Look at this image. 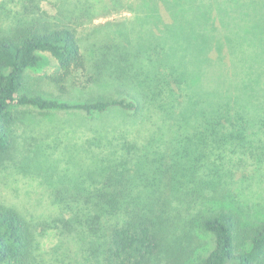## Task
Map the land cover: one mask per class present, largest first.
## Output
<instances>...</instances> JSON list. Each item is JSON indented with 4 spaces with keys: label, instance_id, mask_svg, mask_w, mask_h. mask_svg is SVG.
Returning <instances> with one entry per match:
<instances>
[{
    "label": "rangeland",
    "instance_id": "1",
    "mask_svg": "<svg viewBox=\"0 0 264 264\" xmlns=\"http://www.w3.org/2000/svg\"><path fill=\"white\" fill-rule=\"evenodd\" d=\"M171 2L175 3L177 13L194 16L192 27L171 18L162 0H0V37L17 28L66 26L76 32L87 65L86 74L72 78L67 93L61 94L45 79L56 70V61L49 54H42L38 66L27 70L24 76L23 93L71 104L121 100L130 91L121 86L130 82L128 67L136 77L131 83L139 88L136 93L140 95L141 108L137 115H126L117 108L92 115L81 111L41 112L29 106L13 108L12 149L0 162V204L15 209L31 222L40 264H96L88 241L80 240L82 237L73 233L65 221L64 225L59 222L57 218L62 212L55 203L59 194L67 198L88 195L108 173V166L97 171L94 167L96 143L90 140L96 142V128L108 131L113 141L121 139V146L130 156L127 168L131 173L135 172L139 156L145 158L148 154L147 148L158 147L162 180L155 194L163 200L174 196L178 200L175 208L180 211L173 214L178 225L175 223L171 233L166 230V236H171L165 245L170 252L166 253L168 248L162 252L160 264L196 263L214 248L213 236L199 228L196 218L198 211L214 212L221 203L208 196L211 192L207 185L193 182L189 169L174 175L185 180V188L178 190L176 186L174 192L170 190L168 168L180 154V147L172 150L170 143L174 136L187 138L185 144H191L189 152L194 157L198 152L206 155L212 148L207 138L202 139L203 148L197 142L206 133H195L193 120L202 106L197 96L207 89V71L214 65L208 58L213 52L210 55L209 51L215 48L246 54L244 61L232 64L234 73L240 74L237 78L248 77L257 92L255 96L264 99V67L254 62L256 54H264V0H205L202 5V0ZM169 70L187 81L192 73L202 74L200 84L192 83V93L186 85L180 92L169 77L170 89L178 93L171 96L172 107L166 104L163 94L149 92L156 81L165 83ZM148 82L151 85L146 87ZM180 120L184 123L181 131H176L177 127L172 130V121ZM155 133L154 143L147 144ZM252 138L255 139H248L245 149L231 150L223 143V149L215 150L208 161L215 160L216 167L219 166V175L215 177L218 187L228 189L226 195L234 202L231 208L239 213L241 224L253 231L264 223V162L254 161L260 155L256 154L260 152L258 145L264 142L259 141L263 139L261 133ZM107 151L104 155L111 159L116 152L125 158L119 151ZM204 161L206 158L199 164ZM188 164L191 167L196 163L191 158ZM202 196L206 200L201 206L195 205L194 199L205 198ZM68 217L64 214L62 219L70 220Z\"/></svg>",
    "mask_w": 264,
    "mask_h": 264
},
{
    "label": "trees",
    "instance_id": "2",
    "mask_svg": "<svg viewBox=\"0 0 264 264\" xmlns=\"http://www.w3.org/2000/svg\"><path fill=\"white\" fill-rule=\"evenodd\" d=\"M202 2L201 5L205 4V0ZM162 3L171 18L180 20L186 27L194 25V16L177 13V7L171 0H162ZM157 10L159 11L158 8ZM209 52L210 55L213 52V56L208 58L214 65L207 71H210L206 78L207 89L201 88L204 92L197 96V102L203 107L199 109L198 117L196 119L194 117L193 122H196V126L193 127L195 133L204 134V131L206 133L197 139L201 147H205L202 139L207 138L212 148L206 155L198 152L199 154L194 157L189 152L191 144L188 147L185 144L187 138L174 136L170 145L173 147L172 150H178L180 147V154L168 168L171 169L168 170L169 188L172 192L176 186L178 190L185 188V180L177 179L174 175L185 173L189 169L193 174V182L198 186L207 185L206 187H209L207 191L211 192L208 196H213L216 202L221 203L220 208L214 212L208 211L203 214L202 211H198L196 219L199 228L213 236L214 248L196 263L191 264H264V223L253 231L241 224L239 213L231 208V205H234L233 199H228L226 195L228 189L221 190L215 181L220 172L219 166L216 167L215 160L208 161L215 150L223 149V143L229 145L231 150L234 147L245 149L248 148L246 146L248 139H255L252 137L259 133L263 137L259 141L264 142V99L255 96L257 92L255 93L248 77L237 78L240 74L234 73L232 64L244 61L242 57H246V54H233L231 51L216 48ZM42 54H49L56 61V70L45 79L54 84L61 94L67 93V85L72 78L86 74L87 65L81 45L76 32L69 27L39 25L23 27L15 29L10 35L0 37V162L12 149L14 107L29 106L41 112L81 111L87 115L102 114L114 108L126 115L140 113L141 103L138 101L140 95L136 93L139 88L131 83L136 77L133 75L135 72L130 74L132 70L129 67L126 74H129L127 77L130 82H123L121 86L133 93L126 92L127 98L121 100L71 104L47 99L41 95L23 93L24 76L27 70L38 66ZM254 60L261 68L264 67V54H256ZM138 71L144 72L140 68ZM196 73L200 75L192 73L187 81V78L184 79L179 74L177 76L174 71L169 70L165 75V83L161 85L156 81L155 86L149 88L151 89L149 92L153 95L163 94L166 97V104L172 107L171 96L178 93L170 89L169 77L180 92L184 91L185 85L191 91L192 83H199L202 76L200 72ZM149 85H151L149 82L145 83L146 87ZM182 101L184 102V99ZM172 122L170 128L174 130L177 127L176 131L180 132L184 123L181 120L177 123ZM154 135L156 133L149 137L147 144L154 143ZM176 140H179L180 145L175 146ZM90 141L96 143L94 164L96 171L100 167L103 169L108 166V173L88 195L79 198H67L65 194L56 195L55 203L62 212L57 219L63 225L65 221L73 233L82 237L80 240L88 241L95 255L96 264H160L162 252L166 248H168L166 253L170 252V248L165 246L169 241L168 237H171L166 236V230L169 229L171 233L175 223L178 225L173 214L177 215L180 211L175 208L178 200L174 196L163 200L155 194L162 180L159 176L161 164L157 158L158 147L147 148L148 154L145 158L143 155L139 156L135 163L137 166L135 172L131 173L127 168L130 156L121 146L120 138L113 141L108 131L96 128V142L95 139ZM257 148L260 152L256 154H260L262 158L260 159L258 155L254 161L260 164L261 161L264 162V145H258ZM107 150L119 151L125 158H120L116 152L114 159H111L104 155ZM191 158L196 164L189 167L188 162ZM203 158H206V161L199 164ZM204 200L206 197L195 198L194 204L201 206ZM240 205L239 203L236 207L239 209ZM64 214H68L70 220L62 219ZM32 230L31 222L21 217L19 212L0 204V264H40L35 254L37 237ZM246 235H248L246 238H242Z\"/></svg>",
    "mask_w": 264,
    "mask_h": 264
}]
</instances>
